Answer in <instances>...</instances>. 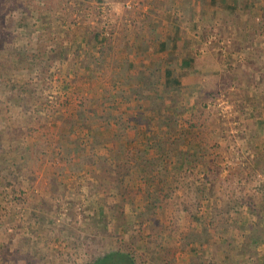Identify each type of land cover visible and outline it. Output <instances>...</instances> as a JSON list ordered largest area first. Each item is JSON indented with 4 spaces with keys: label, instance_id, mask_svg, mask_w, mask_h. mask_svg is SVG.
<instances>
[{
    "label": "rangeland",
    "instance_id": "obj_1",
    "mask_svg": "<svg viewBox=\"0 0 264 264\" xmlns=\"http://www.w3.org/2000/svg\"><path fill=\"white\" fill-rule=\"evenodd\" d=\"M206 2V7H211V0ZM11 4L6 2L3 6L7 22L5 27L0 20V30L2 34L12 33L6 38L12 58L17 61L24 55L28 61L25 65L17 64L14 72H3L9 76L11 87H2L0 82V264H87L93 257L116 250L126 252L127 248L138 264L173 261L174 247L162 252L163 263L152 260L147 251L150 234L152 249L161 236L164 241L168 238L173 242L170 230L164 228L168 219L165 211L158 214L165 232L161 233L158 227L152 233L147 221L139 226L140 222L130 216L125 227L113 217V225L118 226L116 235L102 234L105 230L100 220L107 213V205L87 199L85 194L77 195V189L88 194V170L72 174L60 155L63 122L53 119L75 115L74 119L80 121L78 114L83 106L99 108L101 102L115 105L121 113L122 101L116 95L132 97L129 105L137 103L134 90L146 87L139 74L153 75L159 87L154 94L164 93L179 87L177 74L193 70L194 60L200 55L212 56L221 67L219 72L225 70L221 72L218 92L206 95L200 107L193 94H184L185 99L192 96V104L187 106L174 91V101L165 107V112L176 115L179 121L173 133L174 139L180 141L178 148L201 150L195 153L193 161L197 158L199 163L187 171V181L194 182L195 187L211 181L224 194L236 193L242 203H253L258 193L263 194L264 116H259L258 111H264V94L261 100L252 96V87L244 80V75L254 68L264 69V48L259 49L264 45L259 46L258 35L257 44L248 41L243 50H237L234 37L230 39L228 32L221 29L223 23L218 21L213 23L216 29L205 36L195 11L197 0H19L15 7ZM189 5L194 11L187 18L183 11ZM214 11H206L205 19L216 20ZM258 14L248 13L247 17L252 15V20ZM259 53H263L262 60H258ZM37 55L44 59L43 67H37L33 59ZM51 57L57 62L49 68L46 61ZM175 57L184 59L180 70L173 65ZM39 77L41 80H37ZM27 81L36 87H22ZM240 84L245 87H238ZM104 89L109 91L104 93ZM240 91L243 98L234 99ZM30 92L38 98L31 102L33 117L28 126L22 111L26 106L24 98ZM113 93L104 102L105 94ZM176 100L178 108L173 104ZM143 105L148 107L149 101H143ZM51 108L57 114L51 116ZM84 130L80 129L77 136L87 148L94 133L92 129ZM19 131L28 133L23 146L33 145L28 160L22 155L23 146L18 145ZM100 132L97 138L106 137L104 128ZM126 144L128 149L135 147L134 142ZM57 176L58 188L53 194L50 188ZM64 192H69V196H63ZM176 192L182 195V189ZM208 204L206 201L195 215L193 233L200 231L210 218ZM245 205L235 217L239 226L256 228V237L247 239L236 229L214 236L207 232L203 242L209 245L202 249L197 236L188 249L176 251V264H264V211L260 210L258 217ZM43 217L45 221L41 223L39 218ZM247 233L250 237L254 232ZM228 239L233 245L219 248ZM248 242L257 247L256 254L245 249ZM198 255L201 258L196 263ZM111 264L125 262L114 257Z\"/></svg>",
    "mask_w": 264,
    "mask_h": 264
},
{
    "label": "trees",
    "instance_id": "obj_2",
    "mask_svg": "<svg viewBox=\"0 0 264 264\" xmlns=\"http://www.w3.org/2000/svg\"><path fill=\"white\" fill-rule=\"evenodd\" d=\"M19 0H0V20L3 26L6 27L7 17L3 11V6L6 2H11L13 7L17 5ZM241 0H222L223 3H232L239 5ZM255 3H261L262 0H252ZM200 5V11L198 12V20L205 36H208L209 31L216 29L213 23L218 21L222 22L221 29L224 28L230 35V39L233 38V42L237 47V50H243L245 47V40L250 38V35H258L259 41L264 45V10L262 13L254 16L252 26H248L244 21H240L239 14L232 15L222 10L215 9L216 20L209 21L205 19L207 11L206 0H197ZM12 7V8H13ZM192 9L190 5L186 11H183V15L187 18L191 17ZM12 11V10H8ZM214 11V12H215ZM1 24V23H0ZM1 29V27H0ZM10 29V28H9ZM11 32H1L0 30V82L2 87H11V80L9 76L6 77L3 72L11 70L15 71L17 64H26L28 58L24 55H20V59L15 61L12 58L11 53L7 51L6 38L11 36ZM263 47L259 49L263 50ZM7 53V56L5 55ZM258 60H262V54L259 53ZM181 56V55H180ZM257 56V54L255 55ZM34 61L37 67H43L44 59L42 56H34ZM100 60V59H99ZM195 68L185 73H178L181 84L179 87H174L171 90H165L164 93L154 94V90H157L158 83L155 84V77L153 75L139 74V80L144 81L146 87H139L134 90L137 97V103L129 105L132 102V97H125L123 95H116L119 97L121 107L124 110L119 112L118 107L115 105H105L101 102L99 108H93L92 106H86L79 111L80 121L74 119L75 115L71 118L62 120L53 119L54 122L62 123V135L64 139L60 140L61 152L60 155L69 165L72 174L76 173V170L80 172L88 170L89 180L86 181L88 194L85 191L77 189V195L80 194L87 197V199H96L98 204H106L107 213L104 214L100 223L103 224L105 230L102 234L106 237L114 236L117 234L118 226L113 225V217H116L119 223L126 226V222L130 216H134L139 226H143L145 221L149 224L151 232L158 230V227L162 229L163 224L160 223V216L162 213L168 217L167 225L164 228L170 230L169 242L164 237H160L161 241L155 244V249L151 248L152 237L149 235L150 243L147 245V251L150 253L152 260H159L160 263L164 262L162 252H168L169 246L174 247V251L171 252L174 258L170 260L168 264H176L177 259L174 257L176 251L179 249H188L191 244L196 242V237L200 236L199 240L202 241V249L205 246L204 238L206 233L210 232L212 235H219L222 232L230 233L232 229H236L235 232L243 235L245 238L256 237L255 232H259L253 227H241L238 224L236 215L241 213L247 204V208L251 211L252 215L256 214L258 217L260 210L264 211V192L258 193V197L253 203H242V198L236 197V193L224 194L223 190H218L216 184L211 181L201 183V185L195 187L194 182L187 181V171L196 168L199 163L195 153L199 151H191L189 148L179 149V140L174 139L173 133L178 129L176 115H169L165 112V107L168 102H173L172 98L174 91L178 97V100L185 105H190L192 96L197 104H204L206 95H211L215 91L218 92L220 85V73L217 71L210 72L209 69L215 68L217 62L214 61L212 56H197L195 58ZM49 68L54 65L57 60L55 58H48L46 61ZM101 64V63H100ZM8 65V68L7 66ZM23 65V66H24ZM173 65L177 69L184 67V59L181 57H175ZM22 66V67H23ZM203 69H208V72H203ZM17 70V69H16ZM45 75L44 73H42ZM41 80V77L39 79ZM125 81L127 78L125 77ZM253 83L250 91L252 96L261 100L264 94V75H257L252 78ZM30 81H33L30 79ZM255 85V87L253 86ZM22 87H36L32 83L27 81ZM104 93L109 91L104 89ZM99 92V90H94ZM114 92V91H112ZM116 92V91H115ZM185 93L193 94L190 96V100L183 98ZM117 94V93H116ZM242 92L234 94V99H242ZM112 95L104 96V102L110 100ZM38 95L33 96V93H28L24 99H26V106L23 105V115L26 118V124L30 125V119L33 117V107L31 102L34 98H38ZM133 96V95H132ZM149 101V106L145 107L143 101ZM178 100L174 105H177ZM259 110V109H258ZM53 108L49 110L51 116L57 114ZM260 112V113H259ZM263 112V113H261ZM74 114V113H73ZM260 116H264V111H258ZM157 123V125H155ZM192 125V123H189ZM86 129H92L94 135L91 137L92 143L89 147H84L83 140L78 138V131ZM101 127V128H100ZM104 128L105 136L102 139L97 138V133H101L100 130ZM180 128V127H179ZM85 131V130H84ZM19 144L24 145V138L28 137V133H20L19 131ZM89 136V135H87ZM67 138V139H66ZM31 144L33 141L29 139ZM127 142H134L135 147L133 149L127 148ZM33 145L23 146V156L26 160L33 153ZM6 151V150H3ZM264 152V150H263ZM75 167H72V165ZM72 167V168H71ZM70 171V170H69ZM57 178H54V183L51 186V192L55 194L57 192ZM63 188V189H61ZM62 191H66L64 187H61ZM182 189V195H177V190ZM63 196H69V192H64ZM112 199L111 203L108 202ZM209 202L206 207V211L210 218L204 221V227H200V231H191L192 226H196L193 219L196 214L201 212L202 206L205 202ZM51 210V208H50ZM49 210H46L48 212ZM162 211V212H161ZM46 214V213H45ZM146 219V220H145ZM39 221L43 223L45 217L39 218ZM206 222V223H205ZM99 223V221H98ZM199 224V223H198ZM201 224V223H200ZM88 226V225H87ZM129 228V227H128ZM208 228V231H204ZM203 230V231H202ZM210 230V231H209ZM226 230V231H223ZM70 231L73 236L74 233ZM254 232L252 236L248 237L247 232ZM165 232L163 229L161 231ZM213 235V236H214ZM229 235V234H228ZM242 236V237H243ZM203 238V239H202ZM174 239V240H173ZM229 240V241H228ZM226 240L219 248H228L233 243L231 239ZM166 243V246L163 244ZM150 245V246H149ZM248 252L253 254L257 253V247L253 246L250 242L245 247ZM114 257H118L125 264H138L133 253L127 248L126 252H120L119 250L109 252L99 258L93 257L87 264H111ZM252 257V256H251ZM201 256H195V262L198 263ZM253 258V257H252Z\"/></svg>",
    "mask_w": 264,
    "mask_h": 264
},
{
    "label": "crops",
    "instance_id": "obj_3",
    "mask_svg": "<svg viewBox=\"0 0 264 264\" xmlns=\"http://www.w3.org/2000/svg\"><path fill=\"white\" fill-rule=\"evenodd\" d=\"M218 1L219 2L217 3V0H211V7L210 6L207 7L208 8L207 11L219 8L222 11H225V12L230 13L232 15L239 14V17L241 19L240 21H244L245 24L247 25V27L250 26V25L252 26V24L255 22V21L253 22V20L249 19L252 15L247 17V14L248 13H250V14L251 13H262L263 10H264V0H262L261 3H255L252 0H241L239 5H234L232 3H226L225 4L221 0H218ZM193 11H194V9H193ZM195 11H197V13L200 11L199 3H198V6L195 8ZM197 18H198V14H197ZM198 23L200 24L199 20H198ZM180 28H182V27H180ZM190 36L193 37V35H190ZM256 38H257V36L255 34L254 35H250V38L245 40V44H247L248 41L249 42H254V43L256 42V44H257L258 42H257V40H255ZM258 38H259V36H258ZM183 39L184 38H182V40ZM183 41H185V40H183ZM253 60L254 59H252V61ZM255 61L258 62L257 60H255ZM220 68L221 67L217 65L215 68L209 69V71L213 72V70H214V71L219 72ZM223 70L224 69L221 70L222 73H223ZM248 70H250V69H248ZM260 70H257V69L254 68L251 72L249 71L247 74L244 75L245 83L249 84V87L251 86V83H253V80H251V78H254L257 75H264V69H262L261 71ZM204 71H208V69H204ZM221 72H219L220 75H221L220 76V81H222V79H221L222 78V73ZM224 72H225V70H224ZM239 72H240V70H239ZM240 76H242V75L240 74ZM240 85H237V86L238 87H245L244 85H241V86ZM253 86L255 87V85H253Z\"/></svg>",
    "mask_w": 264,
    "mask_h": 264
}]
</instances>
